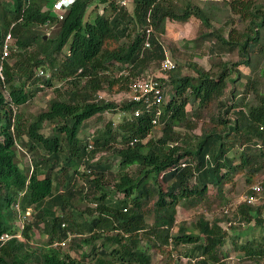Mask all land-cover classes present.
<instances>
[{"label":"trees","instance_id":"1","mask_svg":"<svg viewBox=\"0 0 264 264\" xmlns=\"http://www.w3.org/2000/svg\"><path fill=\"white\" fill-rule=\"evenodd\" d=\"M52 1L0 6V234L18 230L13 206L21 214L31 209L23 239L0 246V264H86L88 256L93 264H152L150 251L164 253L170 244L193 245L192 264H220L230 254L264 261V234L237 239L240 231L247 235L264 225V204L254 206V200L237 207L239 232L203 216L173 231L178 205L204 201L210 187L225 202L224 187L239 174L251 195L264 173V91L257 88L264 78V0H131V11L116 0H76L61 20ZM211 1H222L236 17L216 32H210ZM193 17L202 24L196 39L215 37L210 51L236 48L240 60H218L209 69L190 63L193 74L175 63L165 77H156L160 102L130 99L136 79L165 58L159 36L167 22ZM238 20L246 26H231L223 36ZM42 27L51 29L46 37ZM7 32L14 48L1 61ZM241 64L253 74L235 92L229 79L236 80L231 73L240 78ZM121 68L128 72L118 74ZM49 88L54 94L45 108L23 115L22 105ZM103 91L124 98L119 104L99 99ZM108 112L124 116L117 125L108 120L81 132ZM198 121L200 132L194 133ZM45 123L53 124L49 133ZM158 127L160 135L151 137ZM236 146L238 154L231 152ZM17 152L28 157L27 167L16 162ZM257 185L263 192L264 182ZM81 202L90 206L79 210ZM33 226L45 237L37 249L29 243ZM229 238L232 249L224 250ZM67 240L69 250L83 249L79 258L62 249Z\"/></svg>","mask_w":264,"mask_h":264},{"label":"rangeland","instance_id":"2","mask_svg":"<svg viewBox=\"0 0 264 264\" xmlns=\"http://www.w3.org/2000/svg\"><path fill=\"white\" fill-rule=\"evenodd\" d=\"M6 0H0V6H7L9 5ZM179 1H185V0H179ZM204 2V1H202ZM208 2V1H205ZM212 3L208 6V13L210 14V23H212V26L210 27V32L215 31L216 29L221 27L220 25H223V23L228 20L229 18H234L236 17L230 14L229 9L224 6L222 1H211ZM128 10L131 11L133 6L130 3L128 6ZM230 16V17H229ZM201 22L194 17L191 18L187 22H167L166 24V30L164 34H161L159 37L164 49H165V54L168 56L170 59H172L175 63H178L182 66V69L185 73L188 74H193L192 71L188 68V64L190 63H198L199 65L203 66L205 69H209L215 62L218 60L226 61V62H236L240 60V57L238 55V50L236 48L230 49L228 51H224L222 49H218V47L215 49L214 52L209 50V47L214 44L216 41L215 37H210L206 41H200L196 38L199 36V32L202 29ZM241 29L246 26V23L240 22V20L236 21L235 23H230L225 29H223V36L227 37L228 30L230 27ZM41 31L45 32L44 36H47L50 34L51 29L42 27L39 28ZM218 32V31H217ZM196 39V41H194ZM262 64H259L261 66ZM148 72L150 76L154 77H165L167 74L162 75L159 72V67L156 65H150L147 67ZM240 70V78L238 79L235 74L230 75V78H236V80L232 83L231 79H229V86L230 88L232 86L235 87V92H241L242 89V84L246 82L248 74H253L251 73L252 70H250V67L241 64L238 66ZM259 68V67H258ZM216 69H214L215 71ZM47 70H45L46 72ZM257 71V70H256ZM45 72H43L45 74ZM49 72V70H48ZM123 72H128L126 69H119L118 74H121ZM47 73V72H46ZM144 75V74H141ZM58 81H55L56 85ZM257 88L261 91H264V78H259ZM54 91L49 88L44 91H39L35 96H33L32 100L23 104L22 105V113L26 117H32L38 112H40L43 108H45L46 103L48 100L53 96ZM102 96V99L108 100V101H113L115 103H120L124 96L121 95H115L111 94L108 91H103L100 93ZM241 95V94H240ZM240 95L238 98H240ZM236 99V101L238 100ZM248 99L252 98V95H247L246 97ZM188 109L191 108V106L188 105ZM123 114H120L118 112L112 113L108 112L103 116L102 120H96V119H91L89 120L88 124L89 126L86 127L85 131L81 132H89L91 133L93 131V128L98 127L101 128L104 123L108 120H111L114 125H117L121 122ZM201 125V121H198V127L194 130V133H199L200 128L199 126ZM53 124L45 123L44 124V131L46 133H49L51 131ZM80 132V133H81ZM97 132H95L96 135ZM160 130L159 127L156 128L152 134L150 135L153 138H156L160 135ZM84 133H81L83 135ZM239 148L236 146L234 147L231 152L234 154H238ZM231 153V154H232ZM18 156L16 162L22 166V167H27L28 163L30 162L28 157H26L23 153H16ZM30 164V163H29ZM114 165V164H113ZM134 165L129 167L127 170L128 172H131L134 170ZM112 173L113 175H116V172L114 171H109V173ZM234 184L232 185L231 183H227L224 187V195H225V202L219 198L218 196L215 195V189L213 187L209 188V194L207 195L208 198L205 199L204 201L200 202H190L187 203L186 205H178L177 206V218H176V226L173 228V231L177 230L178 225L185 223L188 226L191 225V223L195 222L198 216H203L204 218L211 220L213 218H218L223 220L221 222V225L224 228H227L229 231L236 233L239 232L241 227L237 223L236 219V210L238 205L247 198L246 194L248 193L249 187L246 185L244 178L241 174L236 175L233 180ZM264 182V173L261 175H258L255 179V184H260ZM78 184V183H77ZM263 205L264 204V191L261 192L259 195H256V198L254 199V206L258 205ZM87 204L86 202H81L79 203V210H82L85 208ZM90 206V205H89ZM14 210V219L13 221L16 220V218L21 214L19 212V208L17 209L16 206H13ZM28 210L31 213V209L28 208ZM27 210V212H28ZM227 210V211H226ZM16 212V213H15ZM25 214V213H24ZM152 217L148 216V220H150ZM227 219L231 220L232 226H234L235 230H232L230 228V225L228 224L229 221ZM31 220V218H30ZM15 224L17 225V228L19 226L18 220L15 221ZM18 230H20L18 228ZM241 235L238 236V241L243 242L247 238H252L258 237L261 234H264V225L263 227L259 228L258 226L252 227L250 232L246 234H242V232H239ZM20 239H23V234H21L20 231ZM81 235H77L78 238H80ZM44 236L40 235V229H38L36 226H33L31 229V235H30V240L29 243L32 247L38 248L40 244L44 241ZM99 242H97L98 244ZM69 240L66 241L65 245H61L63 250H66L69 254L72 256L79 258L80 257V252L83 249L79 250H74L71 249L69 250L70 246ZM86 246H84V251ZM168 250H166L164 253H159L156 252L155 250L150 251L152 253V264H165L167 263L168 260L172 263V260L174 259L173 264H192L194 261V257H188V254H193V245L191 244H180V245H172L170 244L168 246ZM232 249L231 247V241L230 238L226 242V245L224 247V250H230ZM86 264L91 263L93 264L94 257L88 256L86 259ZM33 264V263H32ZM220 264H256L255 261L252 259H238L235 255L230 254L226 258L223 259V261ZM259 264H264L263 260H260Z\"/></svg>","mask_w":264,"mask_h":264},{"label":"built area","instance_id":"3","mask_svg":"<svg viewBox=\"0 0 264 264\" xmlns=\"http://www.w3.org/2000/svg\"><path fill=\"white\" fill-rule=\"evenodd\" d=\"M76 0H53L52 5L50 6V9L52 13L57 15L58 19H62L65 11L68 9L70 5H72ZM131 0H116V4L119 7H127L130 4ZM29 3V1H28ZM102 11V10H101ZM152 34V28H148L146 30V38L144 41V48H147L150 46L149 42V36ZM3 49H2V55H1V61L3 59H6L13 47V40H12V35L11 32H7L4 40H3ZM175 68V62L170 59L168 56L165 55V58L161 61L160 66H159V72L162 75H165L169 70H172ZM2 66H0V76L3 78L2 73ZM37 75H42L43 71L42 70H37L36 71ZM99 99H102V96H98ZM129 98L134 99V100H140L144 99L146 102L147 106H149L152 102L158 103L161 100V90L159 86V82L156 80V77L150 76L149 73L145 75H141L139 78L136 79L134 87H133V93L129 95ZM139 113L138 110H135V114L137 115ZM253 194L247 196L248 201H253L256 198V195H259L261 191V186L260 185H254L253 187ZM16 208L18 209L19 206L16 204ZM30 209V208H29ZM28 210V209H27ZM25 212V214H20L18 216V222L19 226L18 228L21 230L23 228V222L25 218L28 217L30 214V211ZM20 212V209H19ZM20 230L16 231H5L0 234V246L6 242L7 240L13 238V237H20ZM61 244H64L63 242Z\"/></svg>","mask_w":264,"mask_h":264},{"label":"clouds","instance_id":"4","mask_svg":"<svg viewBox=\"0 0 264 264\" xmlns=\"http://www.w3.org/2000/svg\"><path fill=\"white\" fill-rule=\"evenodd\" d=\"M62 243V242H61ZM62 246L65 245V244H61Z\"/></svg>","mask_w":264,"mask_h":264},{"label":"water","instance_id":"5","mask_svg":"<svg viewBox=\"0 0 264 264\" xmlns=\"http://www.w3.org/2000/svg\"><path fill=\"white\" fill-rule=\"evenodd\" d=\"M44 37H46V36H44Z\"/></svg>","mask_w":264,"mask_h":264}]
</instances>
